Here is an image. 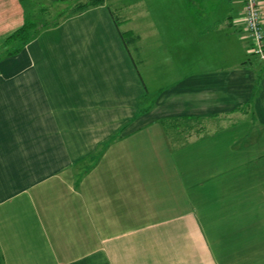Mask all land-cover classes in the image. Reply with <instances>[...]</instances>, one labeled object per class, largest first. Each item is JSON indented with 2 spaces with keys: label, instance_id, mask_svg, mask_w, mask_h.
<instances>
[{
  "label": "crops",
  "instance_id": "obj_1",
  "mask_svg": "<svg viewBox=\"0 0 264 264\" xmlns=\"http://www.w3.org/2000/svg\"><path fill=\"white\" fill-rule=\"evenodd\" d=\"M131 5L0 53L4 264H264V63L242 0ZM27 18L0 0V52Z\"/></svg>",
  "mask_w": 264,
  "mask_h": 264
},
{
  "label": "rangeland",
  "instance_id": "obj_2",
  "mask_svg": "<svg viewBox=\"0 0 264 264\" xmlns=\"http://www.w3.org/2000/svg\"><path fill=\"white\" fill-rule=\"evenodd\" d=\"M87 0H62V1H54V0H23V5L25 7L27 17L36 23V25H41L42 22L45 20L47 21H54V20H60L63 18V16L70 14L74 11L75 5H77L80 2H85ZM108 4L111 5L113 8H120L124 10V8L128 5H130L131 2H134V5H131L133 8V12L139 13V14H145L146 10H148L150 13L155 14L156 16L161 15V11L163 14L167 13L168 10L173 8V1L175 2H181V0H107ZM176 6V5H175ZM124 7V8H123ZM127 8H125L126 10ZM129 10L127 11V14L131 12ZM122 10V11H123ZM129 12V13H128ZM144 12V13H142ZM120 20L123 18L122 12L119 14ZM130 38L133 37V35H128ZM134 38V37H133ZM128 41V40H127ZM170 126H165V129L168 131ZM212 225L215 229H208V233L210 232H216V223H209L206 222L205 226ZM225 229L222 230V232L225 233ZM238 230H232L233 233H237Z\"/></svg>",
  "mask_w": 264,
  "mask_h": 264
},
{
  "label": "trees",
  "instance_id": "obj_3",
  "mask_svg": "<svg viewBox=\"0 0 264 264\" xmlns=\"http://www.w3.org/2000/svg\"><path fill=\"white\" fill-rule=\"evenodd\" d=\"M21 2L23 0H20ZM55 1H62V0H55ZM104 0H87L85 2H80L77 5H75V9L73 12H71L68 15L63 16V18L76 14L78 12H82L85 9H88L90 7H94L100 4H103ZM62 18V19H63ZM59 22L58 20L54 21H47L45 20L44 22L41 23V25H36L34 21H31L29 18L25 19L23 24L17 28L13 33H11L9 36L6 37L5 39V44L1 50L0 53L4 55H11L19 52L39 31L40 28L56 25ZM260 79V76L257 79V85L258 81ZM256 91V89H255ZM250 103V102H249ZM248 103V104H249ZM115 138L112 137V139L109 140V142L103 144L101 146V149L99 153L95 154V156L91 157V161L96 163L97 160L99 159L101 153L104 151L106 148L107 144L110 143L112 140ZM0 264H4V259L0 251Z\"/></svg>",
  "mask_w": 264,
  "mask_h": 264
},
{
  "label": "built area",
  "instance_id": "obj_4",
  "mask_svg": "<svg viewBox=\"0 0 264 264\" xmlns=\"http://www.w3.org/2000/svg\"><path fill=\"white\" fill-rule=\"evenodd\" d=\"M244 30L251 39L252 50L264 63V28L261 0H242Z\"/></svg>",
  "mask_w": 264,
  "mask_h": 264
}]
</instances>
